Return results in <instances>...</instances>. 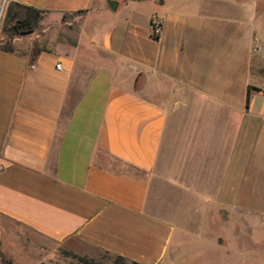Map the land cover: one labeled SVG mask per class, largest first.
<instances>
[{
	"label": "crops",
	"instance_id": "obj_1",
	"mask_svg": "<svg viewBox=\"0 0 264 264\" xmlns=\"http://www.w3.org/2000/svg\"><path fill=\"white\" fill-rule=\"evenodd\" d=\"M6 2L82 16L64 51L0 50L1 222L85 258L264 264V0Z\"/></svg>",
	"mask_w": 264,
	"mask_h": 264
},
{
	"label": "rangeland",
	"instance_id": "obj_2",
	"mask_svg": "<svg viewBox=\"0 0 264 264\" xmlns=\"http://www.w3.org/2000/svg\"><path fill=\"white\" fill-rule=\"evenodd\" d=\"M9 3L3 2L0 9V47H9L18 54L33 55L42 50L64 51L67 45L74 42L79 30L78 23L67 22L78 21L81 14L64 15L60 19L43 13L32 32H24L26 31L24 27H18L15 32L14 21L7 23L4 20L5 9ZM107 15L113 14L107 12ZM90 24H95L100 32L108 27L105 18L94 15L88 18L87 26ZM85 80L84 73L75 77L69 91L68 106L79 96ZM75 256L64 246L45 239L19 224L0 220V264H131L100 251L90 258L81 257L87 260L85 263Z\"/></svg>",
	"mask_w": 264,
	"mask_h": 264
},
{
	"label": "trees",
	"instance_id": "obj_3",
	"mask_svg": "<svg viewBox=\"0 0 264 264\" xmlns=\"http://www.w3.org/2000/svg\"><path fill=\"white\" fill-rule=\"evenodd\" d=\"M45 13L42 10L34 9L31 7L23 6L17 3H9L5 9L4 20L8 23L10 21H14L13 30L16 32L18 27L26 28L24 32H32L34 28L37 26L41 15ZM153 37L155 39L158 38V33H154ZM1 51L4 52H13V50L9 47H0ZM248 95H247V103H248ZM81 262H87L85 258L77 257ZM119 260H123L120 257H116ZM124 261V260H123Z\"/></svg>",
	"mask_w": 264,
	"mask_h": 264
},
{
	"label": "water",
	"instance_id": "obj_4",
	"mask_svg": "<svg viewBox=\"0 0 264 264\" xmlns=\"http://www.w3.org/2000/svg\"><path fill=\"white\" fill-rule=\"evenodd\" d=\"M7 0H4L3 2L6 3ZM108 6L110 7V9L114 10L115 6L113 2H108Z\"/></svg>",
	"mask_w": 264,
	"mask_h": 264
},
{
	"label": "built area",
	"instance_id": "obj_5",
	"mask_svg": "<svg viewBox=\"0 0 264 264\" xmlns=\"http://www.w3.org/2000/svg\"><path fill=\"white\" fill-rule=\"evenodd\" d=\"M56 68L60 69V65H57ZM261 94L264 96V90L261 91Z\"/></svg>",
	"mask_w": 264,
	"mask_h": 264
}]
</instances>
